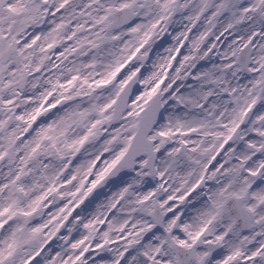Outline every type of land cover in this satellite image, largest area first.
I'll list each match as a JSON object with an SVG mask.
<instances>
[{
    "label": "snow or ice",
    "instance_id": "snow-or-ice-1",
    "mask_svg": "<svg viewBox=\"0 0 264 264\" xmlns=\"http://www.w3.org/2000/svg\"><path fill=\"white\" fill-rule=\"evenodd\" d=\"M0 264H264V0H0Z\"/></svg>",
    "mask_w": 264,
    "mask_h": 264
}]
</instances>
